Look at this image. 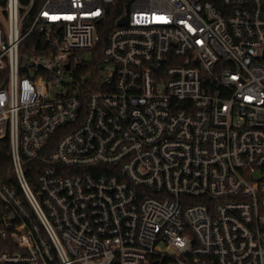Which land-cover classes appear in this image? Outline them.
<instances>
[{
    "label": "built area",
    "instance_id": "2783aa9c",
    "mask_svg": "<svg viewBox=\"0 0 264 264\" xmlns=\"http://www.w3.org/2000/svg\"><path fill=\"white\" fill-rule=\"evenodd\" d=\"M2 146L0 264H264V0H0Z\"/></svg>",
    "mask_w": 264,
    "mask_h": 264
},
{
    "label": "trees",
    "instance_id": "16d2710c",
    "mask_svg": "<svg viewBox=\"0 0 264 264\" xmlns=\"http://www.w3.org/2000/svg\"><path fill=\"white\" fill-rule=\"evenodd\" d=\"M107 39V30L102 34V38L98 45L96 46V52L98 55L102 53L103 48L105 47ZM34 162H28L27 166H33ZM28 177L30 179L34 178V175L27 170ZM0 180L4 182H16L14 177L11 175V154L8 146H2L0 152ZM1 226V225H0ZM14 248V245L11 243V240L8 236H3L0 233V249H9ZM171 261L166 260L164 264H168Z\"/></svg>",
    "mask_w": 264,
    "mask_h": 264
},
{
    "label": "rangeland",
    "instance_id": "374dc122",
    "mask_svg": "<svg viewBox=\"0 0 264 264\" xmlns=\"http://www.w3.org/2000/svg\"><path fill=\"white\" fill-rule=\"evenodd\" d=\"M168 264H179V263H177V262H170V263H168Z\"/></svg>",
    "mask_w": 264,
    "mask_h": 264
},
{
    "label": "water",
    "instance_id": "95a60500",
    "mask_svg": "<svg viewBox=\"0 0 264 264\" xmlns=\"http://www.w3.org/2000/svg\"><path fill=\"white\" fill-rule=\"evenodd\" d=\"M123 21V19L121 20V22ZM114 264H117V263H114Z\"/></svg>",
    "mask_w": 264,
    "mask_h": 264
}]
</instances>
